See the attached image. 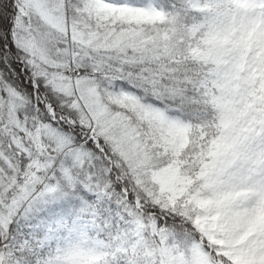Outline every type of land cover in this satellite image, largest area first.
Segmentation results:
<instances>
[{"label": "snow or ice", "instance_id": "obj_1", "mask_svg": "<svg viewBox=\"0 0 264 264\" xmlns=\"http://www.w3.org/2000/svg\"><path fill=\"white\" fill-rule=\"evenodd\" d=\"M0 264H264V0H0Z\"/></svg>", "mask_w": 264, "mask_h": 264}]
</instances>
